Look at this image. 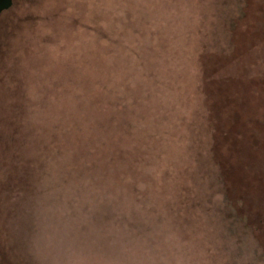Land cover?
Instances as JSON below:
<instances>
[{"label": "rangeland", "instance_id": "1", "mask_svg": "<svg viewBox=\"0 0 264 264\" xmlns=\"http://www.w3.org/2000/svg\"><path fill=\"white\" fill-rule=\"evenodd\" d=\"M0 264H264V0H12Z\"/></svg>", "mask_w": 264, "mask_h": 264}, {"label": "water", "instance_id": "2", "mask_svg": "<svg viewBox=\"0 0 264 264\" xmlns=\"http://www.w3.org/2000/svg\"><path fill=\"white\" fill-rule=\"evenodd\" d=\"M12 4V0H0V13L9 8Z\"/></svg>", "mask_w": 264, "mask_h": 264}]
</instances>
